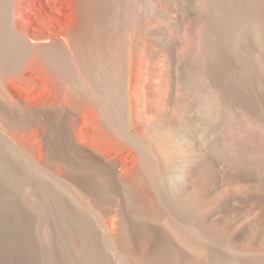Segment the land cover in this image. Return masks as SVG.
Wrapping results in <instances>:
<instances>
[{
  "label": "bare ground",
  "instance_id": "bare-ground-1",
  "mask_svg": "<svg viewBox=\"0 0 264 264\" xmlns=\"http://www.w3.org/2000/svg\"><path fill=\"white\" fill-rule=\"evenodd\" d=\"M261 96L264 0H0V264H264L200 200Z\"/></svg>",
  "mask_w": 264,
  "mask_h": 264
},
{
  "label": "rangeland",
  "instance_id": "rangeland-1",
  "mask_svg": "<svg viewBox=\"0 0 264 264\" xmlns=\"http://www.w3.org/2000/svg\"><path fill=\"white\" fill-rule=\"evenodd\" d=\"M260 109V113L264 117L263 96L260 98ZM179 161L181 160L179 159ZM209 161H212L210 162L212 169L216 168L213 169L214 171L211 169V173L205 183L204 192L200 196V200L204 201L203 203L207 206V212H205L206 218L210 219L211 222L216 221L215 223L219 225L222 232L229 236L238 246L247 242H252V244H256L255 246H263L264 168L256 174L233 176L224 171L225 168L222 165L218 168V165H216L218 163L213 159ZM190 187V182L186 181L183 189L189 191ZM207 189L208 191H206ZM105 208L108 217L116 223V233L120 232L118 235L126 236L123 234L126 232V229L123 228L120 221L122 208L115 203L113 205L111 203V205L105 206ZM97 229L104 232L101 223L98 224ZM73 243L76 244V241L74 240ZM257 247L256 251L259 250V247L258 249Z\"/></svg>",
  "mask_w": 264,
  "mask_h": 264
}]
</instances>
